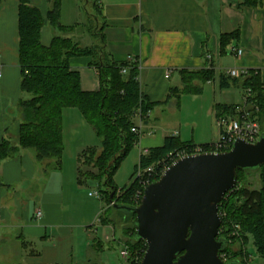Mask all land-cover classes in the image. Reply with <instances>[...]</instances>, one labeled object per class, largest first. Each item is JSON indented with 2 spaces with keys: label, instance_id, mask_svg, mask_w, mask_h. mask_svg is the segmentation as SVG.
<instances>
[{
  "label": "crops",
  "instance_id": "crops-1",
  "mask_svg": "<svg viewBox=\"0 0 264 264\" xmlns=\"http://www.w3.org/2000/svg\"><path fill=\"white\" fill-rule=\"evenodd\" d=\"M18 1L2 0L0 5V143H18V104L25 99L20 91ZM78 1L61 0L63 26L79 25L70 21V17L74 20L79 15ZM240 2L92 0L100 15L98 23L89 16L92 24L83 27L90 35L87 43L79 44L83 39L78 29L64 34L85 48L98 45L91 32L101 30L105 53L113 62L135 60L141 92L154 104L149 113L138 112L132 120L139 133L135 145L138 162L143 151L162 147L169 137L195 146L219 140L215 107L237 105V96H243L238 87H221V75L227 76L229 70L255 71L264 85V0H259L255 8L239 9ZM31 4L44 18L41 43L48 46L53 37L60 36L47 23L49 4L47 0H31ZM234 32L238 39L222 52L221 36ZM232 49L242 54L236 56ZM90 61L88 57L70 60L84 92L99 88L97 72L89 67ZM182 71L209 72L211 79L203 81L196 75L186 89ZM186 101H198V107L192 106L188 115L183 112L182 103ZM78 170L66 178L62 165L54 169L50 162H39L31 150H19L0 162V264L90 263V253L95 249L89 244L88 219L77 203ZM37 211L42 214L39 220L35 218Z\"/></svg>",
  "mask_w": 264,
  "mask_h": 264
},
{
  "label": "trees",
  "instance_id": "trees-1",
  "mask_svg": "<svg viewBox=\"0 0 264 264\" xmlns=\"http://www.w3.org/2000/svg\"><path fill=\"white\" fill-rule=\"evenodd\" d=\"M47 2L49 10L46 20L54 30L64 35L80 27V25L65 27L60 23L61 0H47ZM1 3L2 0L0 5ZM258 5L259 0H241L239 9L255 8ZM92 7L93 17L98 23L100 10L95 4H92ZM17 8L20 91L29 98L21 100L18 104L20 118L18 143L12 144L7 140L0 143V162L12 158L19 150H31L37 161L50 162L52 168L60 169L63 151L62 111L65 108H75L91 126L101 143L99 154L92 149L80 154L78 158L80 166L94 169L96 172L82 173L79 167L78 184H82L83 177L97 180L104 177V185L108 191L104 192L102 197L107 201L108 209L114 210V204L137 207L139 200L135 197L141 189L137 180H133L136 170L139 167L142 169L157 167L168 154L183 149L189 152L196 146L182 144L172 137L166 138L162 147L151 149L146 156H140L138 165L134 167L130 177V184L117 192L118 189L112 185V177L128 151L139 141V134L131 131L135 127L132 120L136 113L146 115L154 107V104L149 103L141 92L138 67L135 63L113 62L105 53V41L101 36V30L93 33L98 45L92 47H80L72 39L62 36L53 37L48 46H43L41 29L44 18L40 10L31 4V0H19ZM82 26L85 27L86 24ZM237 39V32L222 35L221 51L224 52L231 41ZM78 57L91 59L89 67L96 70L99 81L97 91L84 92L81 89L79 74L70 67V60ZM122 70L126 72L122 73ZM196 75L203 81L211 79L209 72H185L183 84L186 89H189L188 83L196 78ZM230 86L241 89L243 95L246 90H250L251 101L259 107L258 119L261 123L264 117V85L260 82L259 74L255 71H247L246 76L239 78L221 75V87ZM175 91L177 93V89ZM232 108L233 106L227 105L216 106V117L229 114ZM198 147L204 151L208 150V145ZM114 158L113 165L109 167ZM256 171H259L258 190L239 187V176L242 174L247 176V172L237 170L236 186L227 193L218 206L222 221L218 240L225 242V247L219 255L226 254L229 261L237 260V254L229 245L234 239L230 233L235 225L242 226V237L250 238L257 254L264 259V165ZM157 179L158 177H155V180ZM123 218L132 222L131 228L123 230L124 234L129 235L133 240L131 244L126 243L131 252H129L128 264H139L146 245L135 236V215L125 214ZM101 222L107 225L109 219L104 218ZM239 264L245 262L240 261Z\"/></svg>",
  "mask_w": 264,
  "mask_h": 264
},
{
  "label": "water",
  "instance_id": "water-1",
  "mask_svg": "<svg viewBox=\"0 0 264 264\" xmlns=\"http://www.w3.org/2000/svg\"><path fill=\"white\" fill-rule=\"evenodd\" d=\"M262 165L264 134L255 144L237 139L227 152L175 160L144 189L137 207L114 204L135 215V236L146 245L140 264H239L219 257L225 242L218 240V206L236 186L237 170L250 176Z\"/></svg>",
  "mask_w": 264,
  "mask_h": 264
},
{
  "label": "rangeland",
  "instance_id": "rangeland-1",
  "mask_svg": "<svg viewBox=\"0 0 264 264\" xmlns=\"http://www.w3.org/2000/svg\"><path fill=\"white\" fill-rule=\"evenodd\" d=\"M77 4L79 15L76 16L74 20H72L73 18L70 17V21L72 23L75 21L79 23L80 27L77 31L78 34H80L81 39H83L79 42V44L85 45L87 43V39L90 38V35L84 31L82 25L86 24L89 26V24L93 22L89 17H93L94 15L92 0H79ZM91 34L93 35V32H91ZM57 35L65 37V35H62L60 32ZM237 94H239L238 90ZM23 96L25 99L29 98L28 95ZM197 102L198 101L193 103L189 101L183 102L182 104L184 114L188 115V110L192 106V108L198 107L196 104ZM235 103H241L240 94L239 99L237 96ZM260 127L262 136L264 134V117ZM62 147L63 151L61 155V165L65 171L66 178H69V174L73 170L77 174L79 167L82 173L86 171L96 172L94 169L92 170L87 169L86 167H81L78 158L82 152L91 149L95 150L96 153L99 154L101 151L100 139L97 138L91 126L85 121V119L80 115L79 111L75 108H65L62 111ZM138 156V148L137 146H134L128 151L125 158L120 162L112 177V185L118 189L117 192L123 188H126L130 184V177L134 171V167L138 165ZM104 182V177H101L98 180L83 177L82 184H78L80 193L77 197V203L79 204L82 213L88 219L87 228L89 227L88 229H91V232L88 233L89 244L94 246L95 249L91 251L89 261L90 263L96 264H126L125 261L120 257V252L123 250V246L129 249V246L126 245V243L131 244L133 240L129 235H125L123 230L125 228H131L132 222L123 218L125 215L124 213L108 209V203L102 197L103 193L108 191V188L104 185ZM238 186L245 187L250 190H258L260 187L259 171L252 172L250 176H244L243 174L240 175ZM94 192H96L99 196H89V193ZM104 218L109 219V223L107 225L100 223V219ZM238 226L239 229L235 230L236 235L234 239H232L230 242L228 241L230 243L229 245L231 250L237 254L236 261L245 262V264H264V259L257 254L251 239H244L242 237V226ZM113 235L115 237V241L113 240ZM98 244L101 245V248L97 246Z\"/></svg>",
  "mask_w": 264,
  "mask_h": 264
},
{
  "label": "built area",
  "instance_id": "built-area-1",
  "mask_svg": "<svg viewBox=\"0 0 264 264\" xmlns=\"http://www.w3.org/2000/svg\"><path fill=\"white\" fill-rule=\"evenodd\" d=\"M232 52L236 56H240L242 54L241 50L232 49ZM127 63L132 64L135 63L133 58H129ZM137 66V64H136ZM138 67V66H137ZM126 70H122V73H125ZM227 76L230 78H239L246 76V71H238V70H229ZM1 77V73H0ZM259 115V107L251 101V93L250 90H246L244 95L242 96L241 103L233 106L231 112L229 114H225L222 117L216 118V123L220 131L219 140L214 143L208 145V150L204 151L201 147L196 146L192 151L187 149H183L180 151H175L166 156L157 167H149L146 169L138 168L135 172L133 180H137L138 185L140 186L141 192L136 194V200L141 201V197L144 189L155 182V177H160V175L164 172L165 169L168 168L170 164H172L175 160L192 154H201V153H221L227 152L232 148L233 143L237 140H243L249 144H255L261 138V127L259 123L258 116ZM133 133H138V131L133 128L131 129ZM148 151H143L141 156H146ZM89 196L98 197L99 195L94 193H89ZM139 205V204H138ZM42 214L40 211L35 213V218L39 220ZM239 226L235 225L233 227V231L230 233L231 236L236 235V231ZM121 258L128 264L129 260V250L127 247H124L120 253ZM220 259L227 263L229 258L226 254L219 255ZM230 262V261H229ZM136 264V263H134ZM140 264V263H139Z\"/></svg>",
  "mask_w": 264,
  "mask_h": 264
},
{
  "label": "flooded vegetation",
  "instance_id": "flooded-vegetation-1",
  "mask_svg": "<svg viewBox=\"0 0 264 264\" xmlns=\"http://www.w3.org/2000/svg\"><path fill=\"white\" fill-rule=\"evenodd\" d=\"M230 261H232V260H230Z\"/></svg>",
  "mask_w": 264,
  "mask_h": 264
}]
</instances>
